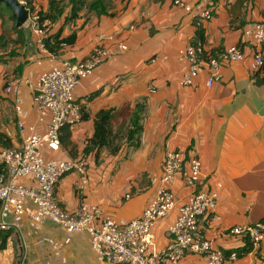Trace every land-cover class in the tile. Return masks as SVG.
Wrapping results in <instances>:
<instances>
[{"label":"crops","instance_id":"0c3cea01","mask_svg":"<svg viewBox=\"0 0 264 264\" xmlns=\"http://www.w3.org/2000/svg\"><path fill=\"white\" fill-rule=\"evenodd\" d=\"M109 4L111 15L86 13L83 8L70 22H66L67 7L45 35L60 30L62 36L77 33L76 43L59 54L43 47L37 33L21 46L19 56L0 60L3 141L8 147L20 148L30 126L44 133L47 126L39 122L34 103L39 76L64 60H84L96 46L104 45L113 55L75 90L76 100L89 116L71 126L73 152L77 157L85 155L96 115L106 108H115V130L128 126L142 109L141 145L135 148L126 143L117 155L103 150L98 159L95 153L88 154L87 182L81 188L80 173L65 175L55 191L59 204L76 211L83 201L91 202L118 221L136 219L158 193L166 150H182L188 157L200 158L202 187L218 192L217 221H202L206 237L226 253L243 249L246 238L230 234L229 229L264 222V84L258 85L252 78L251 47H244V60L224 64L222 79L212 87L206 84V67L193 85H185L183 78L190 64L180 50L196 42L192 14L171 0H109ZM48 8L49 4L44 11ZM263 13L264 0H215L213 16L203 25L205 50L244 44L243 29L262 20ZM121 44L127 49L120 50ZM14 77L21 81L8 93L6 87ZM17 104L22 113L17 112ZM18 122L24 123L23 129ZM43 152L48 158H72L62 144L58 150L45 148ZM22 182L32 184L29 178ZM171 188L182 204L190 188L179 175ZM32 207L28 204L26 214L17 218L18 227L0 232V264H116L93 250L87 232L68 233L49 220L34 221L29 213ZM177 216L176 208L154 226L155 250L170 243L168 227ZM238 262L264 264V243L239 254ZM180 264L208 261L189 254Z\"/></svg>","mask_w":264,"mask_h":264},{"label":"built area","instance_id":"2783aa9c","mask_svg":"<svg viewBox=\"0 0 264 264\" xmlns=\"http://www.w3.org/2000/svg\"><path fill=\"white\" fill-rule=\"evenodd\" d=\"M171 2L191 13L196 27L203 26L211 19L215 10V0ZM49 23V20L44 23L46 30H38L43 47ZM243 38L244 44L227 46L208 59L204 57L206 50L200 45L192 43L182 48L180 55L187 58L190 64L183 83L193 85L200 71L206 67V84L212 87L222 79L225 63L246 58L245 46L252 49L250 70L256 71L263 67L264 13L262 20L245 26ZM119 49L125 50L127 46L121 44ZM112 55L111 50L98 45L84 60H64L39 76L34 103L39 122L47 126L44 133H38L34 126H30L20 148L4 145L0 133V232H10L18 227L17 218L26 214L28 204H31L33 207L29 213L34 221L49 220L62 226L68 233L87 232L93 250L102 259L116 264H180L189 254L206 258L208 264H240L236 250L226 253L206 237L202 221L207 218L212 222L217 221L218 192L202 187L200 158L188 157L182 150H166L158 193L136 219L118 221L106 216L100 206L91 202L83 201L76 211H69L59 204L55 192L59 181L75 171L83 177L82 188L87 182L91 161L87 157L48 158L43 150H58L61 146V129L83 120L82 105L75 98L76 87ZM20 81V78H12L6 92L11 93ZM16 110L18 113L23 112L18 104ZM18 123L23 129L24 123ZM178 175L190 188L182 204L171 188ZM25 178H29L32 184L23 183L22 179ZM176 208L178 216L168 227L170 243L157 251L153 228ZM228 232L249 238L254 246L264 243V222L236 225Z\"/></svg>","mask_w":264,"mask_h":264},{"label":"trees","instance_id":"16d2710c","mask_svg":"<svg viewBox=\"0 0 264 264\" xmlns=\"http://www.w3.org/2000/svg\"><path fill=\"white\" fill-rule=\"evenodd\" d=\"M67 0H50L49 8L47 11H40V24L44 25L46 20H49L50 23L56 22L66 11L67 7L70 8V12L66 17V22H70L78 18L80 12L85 6H89V9H96L97 14H107L111 15L110 8L111 5L107 4L108 0H70V6L65 4ZM91 1V2H89ZM29 7L32 4V0H26ZM11 17V20L14 21L12 26V31L17 34V38L15 40H11L10 32L2 33L0 37V50L2 48H7L9 44L13 41L15 44H27V37L23 33V26L18 28L16 27V17L13 15L12 10L5 5L4 3H0V21L5 25V20L7 16ZM196 42L195 45H200L205 49L206 43V34L203 26L197 27L196 29ZM77 33L73 32L70 35L62 36V30L51 34L43 39L45 48L53 53L59 54L65 46H71L76 43ZM224 49V48H222ZM222 49H213L211 52L205 51L204 57L208 59L209 56L215 55L220 52ZM264 66L256 71L252 72V78L255 80L256 84L262 85L264 84ZM115 108H106L101 109L95 118V131L93 136L88 140L87 145L84 149L85 155L82 157H88V154L95 153L96 159L99 158L100 152L106 150L109 154L117 155L122 151L123 145L125 143L133 146L135 148L140 147L141 145V135L143 132V115L142 109L140 108L131 118L127 127L119 128L117 130L114 129L112 125V119L114 117ZM88 113L85 110V107H82V119L88 118ZM2 139L3 135L1 134ZM60 140L62 146L69 151L72 158H79L73 152L74 143L71 140V126L66 125L61 129ZM3 144L8 146L5 141ZM253 247V244L246 238V246L237 251L239 254L249 252Z\"/></svg>","mask_w":264,"mask_h":264},{"label":"rangeland","instance_id":"374dc122","mask_svg":"<svg viewBox=\"0 0 264 264\" xmlns=\"http://www.w3.org/2000/svg\"><path fill=\"white\" fill-rule=\"evenodd\" d=\"M21 1L26 6H28V4L25 2V0H21ZM49 1L50 0H32V4L29 7H27L29 9V11H30V18L27 21V23L22 27L23 28V33L27 37V39L29 37L31 38L32 36H34L35 34H37L38 33V30H40L41 28L42 29L44 28V30H46L45 27H44V25H41L40 24V18H41L40 11L41 10L44 11V7L49 4ZM69 1L70 0H67L65 2V4H67V6H70ZM89 2H91V1H89ZM106 3L109 5V0L106 1ZM89 8H90V5L89 6L87 5V6L84 7V10L87 11L86 13H91L92 11L96 13V11H97L96 9H93V8L92 9H89ZM5 22H6L5 25H3V23L1 24V26H2V33H4V32L5 33L10 32V34H11V37L10 38H11V40H15L18 36L11 29L12 26H13V24H14V21H12L11 20V17L8 15L6 17ZM51 24L52 23H49L46 26V28H47L48 31L50 30ZM21 46H22V44H15L12 41L7 48H2L0 50V60H2L4 58L6 60H9L12 57L19 56L20 55V51H21ZM124 125H125V123H124ZM123 128H125V126H123ZM124 145H123V147H124Z\"/></svg>","mask_w":264,"mask_h":264},{"label":"water","instance_id":"95a60500","mask_svg":"<svg viewBox=\"0 0 264 264\" xmlns=\"http://www.w3.org/2000/svg\"><path fill=\"white\" fill-rule=\"evenodd\" d=\"M0 3H4L12 10L13 15L16 17V27L24 26L29 20L30 11L20 0H0Z\"/></svg>","mask_w":264,"mask_h":264}]
</instances>
